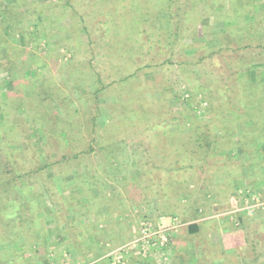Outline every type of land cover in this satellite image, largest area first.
<instances>
[{"label":"rangeland","instance_id":"1","mask_svg":"<svg viewBox=\"0 0 264 264\" xmlns=\"http://www.w3.org/2000/svg\"><path fill=\"white\" fill-rule=\"evenodd\" d=\"M0 1L3 4L15 0ZM47 2L52 3L50 0H24L22 4ZM85 2L74 0V6L87 15L82 5ZM213 4L226 9L229 0H197L194 24L202 21L203 24H210V29L204 34L198 30L192 40L186 41L192 46L175 52L174 60L190 63L212 51V56L199 64L200 68L210 72L201 81L205 86L218 87L216 76L218 72H225L223 64L226 57L235 53L231 49L245 45L244 51L236 53V56L245 58L264 47V0H252L248 5L252 12L244 18L249 24L255 20L257 23L249 31L250 35L242 32L240 41L235 37L236 30L223 34L236 24L234 17H228L230 13L217 22L212 19L207 9ZM1 9L0 5V19ZM18 9L19 13H24L27 6L19 4ZM252 14L256 15L255 19ZM61 15L64 17L56 19L53 13H44L45 17H50L49 21H54L52 25L48 20L41 25L39 15H36V29L31 26L30 16H24L26 22L20 27L33 30L34 42L27 48V54L21 53L16 58L17 68L11 71L0 68V94L3 99L11 95L13 81H33L31 87L37 95L44 80H52L59 89L47 101L52 108L49 115L55 116L51 125L46 127L44 122L38 121L32 122L31 126L27 124L24 129L28 130V142L14 136L15 140L18 138L14 148L18 154L17 173L36 172L21 179L20 200L27 203V208L31 210L27 209L23 222L15 225L16 231L12 235H16V238L4 245L3 249L22 252L18 254L22 264H111L113 260L117 261L114 257H120L125 264H206L203 258L205 248L201 246L205 232L220 234L225 229L223 231L228 232V241L234 243L239 231H242L239 234L243 238L245 236L250 240L254 236V229L258 230L260 226L261 264H264V130L259 127L254 129L250 119L248 122L241 121L243 118L232 119L230 114L219 113V108L216 109L222 99H229L233 104L237 101L236 92L231 96L227 94V87L230 86L235 91L240 90L242 85L236 77L232 76L225 88L222 84L220 90L213 87L214 90L206 94L191 86L187 81L188 74L179 72L176 67L166 68L164 73L167 74V85L171 90L166 94L165 112L169 115L165 114L163 124L168 127L167 134L171 135L158 136L162 131H155L152 135L141 128L140 135L119 137L122 138L123 147L112 152L100 151L98 149L105 146L104 142L96 144L89 135L90 119L94 114L90 99L99 87L93 85L86 93L78 91L76 86L82 87V83L88 81L79 78L74 79L72 84L68 73H65L78 46V25L67 12ZM161 16L166 17V14L162 13ZM136 20L130 16H117L109 33L115 31L121 35L122 41H131L136 33ZM255 33L258 35L254 36ZM2 34L6 42L23 47L18 33L12 32L9 24L2 27ZM237 37H240L239 33ZM87 38L84 34L80 36L81 47ZM223 38H227V42ZM44 46L48 50L47 56L40 52ZM31 50L32 54L29 53ZM41 56L43 60L36 65V59ZM259 68L255 66L253 69L245 67L239 70L253 83L252 92L257 94L253 99L261 104L264 97L259 93L263 92L264 79L258 74L261 71H258ZM149 77V73L145 72V78ZM109 82L107 80L104 84ZM122 85L113 91V96L101 99L112 103L109 108L116 113L120 111L118 108L125 110L128 105L131 107V101L137 98L136 90L137 96L142 94L140 87L132 80ZM28 87L27 84L21 87L26 97L30 96ZM173 91L175 94H172ZM249 93L245 92L243 97ZM123 98L124 101H119ZM39 99L44 98L40 96ZM141 104V111L136 107L130 114L146 115L148 110ZM1 111L2 124L4 118ZM31 111L38 116L44 113L42 109L39 113ZM263 111L264 107L255 108L253 113L260 116V112L264 115ZM72 112L76 113V117L69 118ZM107 112L101 113L104 116L101 128L104 130L102 133L100 129V135H94L97 140L105 134L109 140L116 138L114 133L119 132L116 128L124 126L121 119L118 123L114 115ZM18 113L21 124L24 119H30L26 109H18ZM119 113L121 117L123 112ZM66 119L72 121L73 125H69ZM125 131L128 132L126 128L120 132ZM197 138L204 148L199 155L193 151ZM176 143L179 149L187 145L183 148L192 151L195 160H183L190 156L188 152L183 154L184 158L172 162L175 156L171 153L177 151ZM75 153L78 155L76 158ZM107 154H112L109 157L111 161L107 159ZM62 156L65 158L61 160ZM191 163L193 168L189 166ZM174 168L185 172L183 175L181 172L175 173L172 171ZM198 222L202 231L200 229L197 235L189 234L188 225ZM144 223H149L155 230L160 227L171 229L164 232L165 242L155 236L144 250L138 247L133 249L131 243L140 237V227ZM196 246H199V251ZM119 248V253L111 256V259L108 255ZM234 258L231 257L230 262L234 263Z\"/></svg>","mask_w":264,"mask_h":264},{"label":"trees","instance_id":"2","mask_svg":"<svg viewBox=\"0 0 264 264\" xmlns=\"http://www.w3.org/2000/svg\"><path fill=\"white\" fill-rule=\"evenodd\" d=\"M23 1L24 0H17L16 2L15 0L14 2H4L3 4L0 1L2 8V16L0 19V68L9 69L10 71L17 68L16 58L21 53L24 55L27 54V48L29 49V46L34 42L32 40L34 37L32 33L33 30L30 27H20L21 24L26 22V19H23L24 16H30L31 26L36 29L38 26L35 19L36 15H39L38 18L41 20V25L45 23L46 20L52 25L54 21H49L50 17H45L44 13L51 12L56 19H61V14L67 12L72 21L78 25L76 34L78 46L77 49L75 48V51H73L72 58L68 64L70 68L67 69L65 73H68L67 75L72 84L74 79L79 80V78H85L88 81L82 83V87H80V85L76 86L78 91L86 93L93 85L99 87L92 93L93 98L90 99L94 105V114L91 116V126L89 129V135L93 138L92 141L96 144L103 142L105 144L104 147H99L98 150L112 152L116 148H121L123 147V142L122 138H119L120 136H126L127 138L133 136V134L140 135L142 129L144 131H149V134L152 135H154L155 131H162L158 136L165 135L169 132L167 130L168 127L163 124V119L165 118V114H168V112H165L166 94H169L171 90L169 89V85H167V74L164 72H166V68L169 69L170 67H176L179 72L182 71L181 73L188 74L189 77L186 75L187 81H190L191 86L196 90L201 89V92L206 94L211 93L212 90H214L212 89L213 87L220 90L222 84L225 88L227 85L226 82L231 81L230 78L235 76L238 83L242 86L240 85L241 88L238 91H235L234 87H227V94L231 96L230 94L236 92L237 101L233 104L229 99H222L221 104H218L216 109L219 108V113L223 111L230 114L232 119L239 120L243 118L241 121L243 120L244 122L252 120V124L255 127L254 129L259 127L261 130H264V115H261L260 112L261 118L260 116H256L255 112L253 113L255 108L264 107V100L261 99L260 102L262 103L258 104V101L253 99V97H257V94L252 92L253 83L246 76L240 74L239 70V68L249 67L253 69L255 66H258L260 67L258 71L261 70L258 74L264 79V47L260 48L261 51L251 53L252 55L250 57L245 58L239 55L236 56L237 52L245 50V45L237 46V49H231V51L235 53L226 57V63L223 64L225 72H220V74L218 72L216 76V83L218 82L220 85L218 87H216V85L205 86L201 81V79L210 72L207 73L206 68H200L201 65L199 64L209 59V57L212 56V51H208L206 55H200L196 61H191L190 63L185 61L177 62L176 58L174 60V56H176L175 52H181L192 46L191 44H186V41L188 39L192 40L198 30L204 34L210 29V24H203L202 21L194 24L193 16L196 13L195 6L197 0H86L87 2L82 3V5L87 15H84L85 12L80 13L78 11L77 6H74V0H50L52 3H34V5L33 3L22 4ZM251 3L252 0H229V5L226 9H220V5L213 4V6L208 7L207 11L215 22L223 18L225 14L228 15V13H230L228 17H234L236 24L223 34H228L229 30H236L237 35H235V37L240 41L241 37H243L242 32L246 35H250L249 31L252 27H255L254 24L257 23L255 20L253 24H249L244 18L245 15L251 14L252 12L250 6H248ZM19 4H21V6H27L26 12H18ZM230 5L231 8H229ZM162 13L166 14V17L161 16ZM85 16H87V20ZM117 16L118 18L120 16H130L134 20L137 19V26L135 28L136 33L133 37L134 39L131 41H122L121 35H118L119 33L115 31L109 33V28ZM253 17L255 19L256 15H253ZM6 24L11 26L12 32L18 33V36L22 40L23 47H17L15 44L13 45L4 40L2 27ZM64 33L70 35V32L67 30H64ZM238 33L240 34L239 38L237 37ZM82 34L88 37L83 47H81L80 44V36ZM255 35L258 34L255 33L254 36ZM223 39L227 42V38ZM114 46H116L115 49ZM127 48L130 50L127 51ZM32 51L33 50L29 53L32 54ZM40 52L47 56L48 50L44 46ZM41 60H43L42 56L37 58L36 65H38ZM235 65L237 67H235ZM258 71H255V75ZM145 72L149 73V79L145 78ZM104 74H106V76H104ZM107 80L110 82L104 84ZM131 80L135 82L136 86L140 87L142 94L137 96L136 90L135 97L137 98L133 100V102L131 101V107L128 105L125 110L123 107L121 109L118 108L120 110L119 112H123L120 117L119 112H113V110L109 108V106L113 105L112 103L101 101V99H105L110 95L113 96V91L115 89L122 87V84L129 83ZM32 83L33 81H13V91L10 93L11 95L3 99V96L0 94V111L2 109V119L4 118L2 124L0 123V263L2 262L3 264H22L18 257V254L22 252L16 251L13 247L14 251L11 249L9 252L3 248L4 245L7 246V244L11 243L12 240L16 238V235H12V232L16 231L15 225L23 222L22 219H25L24 215L27 209L31 210V208H27V203L20 200L21 179L36 172V170H30L27 172L24 171L22 174L17 173L16 157L18 154L14 152V148H16L15 145L18 143V138L15 140L14 136L16 137L17 135L28 142V130L27 128L24 129L27 124L30 125L32 122L38 121L44 122L46 127H49L52 121L55 120V116L49 115L52 108L51 104L47 103V101L51 98V95L55 96L57 94V90H59L57 85H55L52 80H44L39 86V90L37 89V95L34 88L31 87ZM23 84H27L30 87L28 90L29 97H26L27 95L24 94L23 91L25 90H21ZM125 91L129 93L128 90ZM245 92L249 93V95L243 97ZM263 92L260 91L259 96L264 97ZM172 94H175L174 91ZM40 96L44 99H39ZM140 99L143 101H140ZM243 100L245 102H243ZM119 101H124V98ZM140 102L144 107L146 106L148 113H146V115H131L130 111L132 109L135 110L136 107H138L140 111L142 110ZM212 105L213 104L209 102V106L214 109ZM236 105L240 107L235 108L234 106ZM18 109H26L27 115L30 117V119H24L23 124H21L22 122L19 120L20 115ZM40 109H42L44 113H39ZM31 110L38 111L39 114L43 115H34ZM102 111H108L107 113L114 115L118 123L121 119L124 124V126L121 125L116 128L119 132L114 133L116 138L112 140L107 139L106 134L105 136H100V140L95 138V136L100 135V129L102 133L104 130L101 128V120L102 117H104L101 115ZM212 112L213 110H211V113ZM74 117H76V113L72 112L69 118ZM66 120V122H69V125H73L72 121ZM137 126L139 128L135 129ZM124 128H126L128 132H120L121 130L123 131ZM62 142L67 143L64 140ZM195 144L198 145L196 146ZM195 144V147L193 146V151L199 155L204 150V148L200 146L199 138L195 139ZM186 146L187 145H182V148L179 149L178 147L180 146L178 144L176 145L177 151L173 150V153H171L175 156L172 162L175 163V161H179V158H184L183 154H188V152H190V156L188 155L189 157L183 160H193L195 158L194 155H191L192 151L184 149ZM155 149H157V147H155ZM111 155L112 154H107V159L110 161L111 159L109 157ZM77 156L78 155L75 153V158ZM64 158L65 157L62 156L61 160ZM189 166L193 168L192 163L189 164ZM181 168H184V166ZM172 171L175 173L178 172V174L181 172L182 175L185 172H182L180 168H174ZM199 228L198 223L188 225L189 234H196L199 232Z\"/></svg>","mask_w":264,"mask_h":264},{"label":"crops","instance_id":"3","mask_svg":"<svg viewBox=\"0 0 264 264\" xmlns=\"http://www.w3.org/2000/svg\"><path fill=\"white\" fill-rule=\"evenodd\" d=\"M198 225L200 227L199 232L192 235H197L200 233L201 226L199 222ZM223 230L220 232V234L209 231L204 233V240H202L203 243H200L201 246L205 248V255L203 258L206 264H261L262 254L260 248V237L262 235V231L260 230V226L258 230L254 229V236L252 239H250L251 242H249L250 240L245 239V236L243 238V235L239 234L242 231H239L237 240L235 241L236 243L229 242L227 238L228 232L226 233V230ZM262 248L264 249V243H262ZM197 249L198 251L200 250L199 246H196V250ZM233 251L236 253V255H232L234 254ZM250 254L252 255L251 258L248 257ZM231 257L234 258V263L230 262ZM0 264L3 263L1 262Z\"/></svg>","mask_w":264,"mask_h":264},{"label":"built area","instance_id":"4","mask_svg":"<svg viewBox=\"0 0 264 264\" xmlns=\"http://www.w3.org/2000/svg\"><path fill=\"white\" fill-rule=\"evenodd\" d=\"M174 221L176 222V218L174 219ZM169 230L171 229H165L164 227H160V229L155 230L149 223H144L140 227V237L131 243L132 248L134 249L138 247V248H141V250H144V247H146L152 241L153 239L152 237H155V236L159 237V239H161L162 242H165L166 235H164V232L169 231ZM120 250L121 248L115 249L108 256H110V258L112 259L114 254L119 253ZM114 258L117 259V261L115 262L113 260L111 264H125L121 262L120 257L119 258L114 257Z\"/></svg>","mask_w":264,"mask_h":264}]
</instances>
